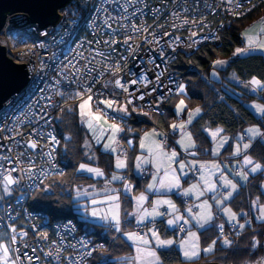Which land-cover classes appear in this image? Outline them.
Returning <instances> with one entry per match:
<instances>
[{"label": "built area", "instance_id": "2783aa9c", "mask_svg": "<svg viewBox=\"0 0 264 264\" xmlns=\"http://www.w3.org/2000/svg\"><path fill=\"white\" fill-rule=\"evenodd\" d=\"M252 2L258 6L264 4V0ZM228 7L227 0H71L60 11L61 19L55 25L42 29L36 23L27 22L21 26L14 23L3 31L2 38L10 40L9 55L17 62L26 63L30 78L28 84L0 108V230L5 229L10 236L12 228L8 226L11 224L17 227V234L20 231L28 233L27 236L17 235L14 244L20 249L21 257L27 253L32 257L31 264H34L41 254L40 247L46 250L54 241L50 252H47L52 253L49 257L53 264L54 260H58V264H86L93 250L86 237L79 239V230L74 222H58L50 226L43 212L28 206L32 191L49 175L61 171L57 144L52 143L51 137L58 140L54 117L66 101L72 99V93L83 91L82 86L85 83L91 85L95 79L97 83L93 92L102 95H94L93 99L115 98L124 103L128 93L116 89L113 96L111 85L108 89L103 87L105 81L114 79L112 69L119 62L121 67L116 78L127 85L128 92L137 94L139 89L149 93L143 101L133 100L132 106L137 113L131 114L136 120H142L137 115L139 110L163 113L164 104L176 93L177 84L183 81L180 71L172 66L173 61L180 53L192 55L200 44L220 46L221 40H203L202 37L210 36L214 31L221 35L238 17L230 15ZM192 33L197 35L192 36ZM126 39L127 44L124 43ZM109 40L117 43L109 47L104 43ZM133 79H137V84L130 83ZM241 82L246 91L255 92L264 101V90H254L246 81ZM153 88L156 91H152ZM61 92L63 96L58 94ZM87 95L85 93L84 98ZM161 96L167 99L158 103ZM101 105L99 108L102 109ZM107 116L122 123L123 127L125 124L130 126L133 133L128 137L138 133L132 119L125 122L114 118L112 110H107ZM154 127L158 132L171 133ZM118 140L119 147L128 153V158L130 151L123 135ZM33 141L36 148L30 147L29 142ZM9 171L17 181L10 185V190H19L21 196L6 204L2 181ZM142 172L147 174L146 169ZM197 175L198 171L193 170V178ZM110 186L113 187L112 184ZM182 200L190 201L189 198ZM166 209L159 210L166 212ZM55 226L56 236L53 234L48 235V239H41L45 230ZM138 229L144 232L145 227L142 225ZM233 230L231 227L230 231H224V235H230ZM178 233L186 234L179 230ZM24 264H29L26 257Z\"/></svg>", "mask_w": 264, "mask_h": 264}, {"label": "snow or ice", "instance_id": "6c2138e0", "mask_svg": "<svg viewBox=\"0 0 264 264\" xmlns=\"http://www.w3.org/2000/svg\"><path fill=\"white\" fill-rule=\"evenodd\" d=\"M245 4H247V7H245ZM227 5L229 6L227 12L232 16L238 17H244L245 13H251L258 7V5L254 4L252 0H227ZM261 34H264V17L258 22H254L241 33L247 41V46L244 48H236L233 56L243 55L254 50L264 51V39L260 38ZM191 35L196 36L197 33H192ZM209 38L214 40L223 39L222 36L215 31L210 33V36L202 37L203 40H208ZM104 43L111 47L112 44H116L117 42L115 40H109ZM124 43L127 44L128 40L126 39ZM193 43H199V41H193ZM128 50L130 52L133 51L130 47ZM161 55H163V53H161ZM109 59H111V57H109ZM230 63V59H217L213 62V67L223 69L226 66H230ZM120 67L121 66L118 62L115 68L112 69L114 79L105 81L103 87L108 89L109 85H111L113 96H115L116 89L128 93V96L125 97L124 103H119L118 99L115 98L98 100L97 108L99 109V106L102 104L105 111L103 114H100L99 111L93 112L90 101L93 100L94 95L97 97L102 95V93L93 92V88L97 83L95 79H93L91 85L85 83L82 86L83 91L72 93V98L80 100L78 105L79 116L81 122L86 123L88 130L92 132V139L99 144L104 140V133H108L107 142L103 143L104 152L109 155L119 152L120 154L116 155L115 167L116 169L127 170L128 153L119 147L120 141L117 137L123 135L129 149L134 150L133 140L128 138V136L133 133V129L126 124L122 127L119 123H109L106 119L107 110H112V112L115 113L114 118L126 122V120L130 118L131 113L137 110L132 106L133 100L139 99L140 101H143L145 95H149V93L141 92L139 89H137V94L129 93L127 85L122 83L120 78H116L118 77ZM101 75H103V73H101ZM212 75L216 76L217 73L213 71ZM231 78L239 80V77L234 73ZM144 79H146V77ZM159 79V76H157V81H159ZM137 82V79L130 81L132 85L137 84ZM57 83H59V81H57ZM245 83L251 85L254 90L257 88H264V81L257 79L255 76ZM152 91H156V89L153 88ZM168 91L171 92V89H168ZM176 92L179 96L183 97L186 94V86L182 83L177 84ZM85 93H88L86 99L84 98ZM58 94L61 96L64 95L63 92ZM129 97L132 98L130 99ZM166 99L167 97L161 96L157 102L160 103ZM149 107L152 106L149 105ZM253 107L255 111L260 114L261 119H264V104H255ZM185 110H187V119L180 120L179 123L174 122L170 124L169 127L171 133L158 132L155 127L152 128L151 131L144 132L143 136L139 138V147L140 149H147L148 157L142 155L136 156L135 169L137 172H142L144 165L148 163H151L155 168V171L152 173V182L147 184L145 191L152 192L155 190L156 195L160 196L167 195L175 189L176 194L182 198L187 199L190 195H194L198 200L205 197L206 193H211V200L213 203H210L209 200L205 198L199 204L195 205L199 211L194 212L193 207L189 206L186 209L188 215L185 216L173 200L156 199L152 201V208L149 211L147 208L142 207L149 197L141 192L139 196L133 197L136 202V207L132 212H126L122 218L119 189L113 188L110 185L114 181H121L124 191L131 192L133 190V185L128 182L124 176L117 175L113 172L110 179H105L104 188L97 193L89 192L87 189L82 190L78 185L74 186L76 196L80 199L91 198L94 195L103 196V199H90V204L86 202L82 207L85 212L90 211L92 217H98L100 220L105 221L108 230L122 233L133 242L135 254L125 258V264H164L165 257L161 255V252L158 251V249L165 252L170 251L172 246L177 243L179 245V250L186 261L199 258L201 252H213L221 237H223L222 243L224 245L231 246L233 242L224 235V224L216 223L217 216L216 211H214V205L216 210L223 211L228 218V222H235L233 224L234 227L238 225L240 229H243L248 223L247 219H245V223H240L238 219L239 213L234 212L231 207H225L224 205L226 202L233 199L234 194L238 192L240 185L236 182V177H238L240 181L248 182L250 174L264 173V163H261L251 155H248V151L254 147V142L264 144V129H261L258 125H251L245 130L247 138L244 135H238L234 146L229 143L230 138L223 135H220L219 143H217L218 134H222L225 131L223 128L218 127L214 131L211 129H204L205 131H209L213 138V147L211 148L213 156L218 155L219 148L224 147L225 144H229V147L233 149L231 152L233 157H238L241 154L243 155V161L239 166V170L233 171L232 178H229V176L225 174L224 166L222 164L195 159L198 155L197 149H199L200 146L196 143V140L193 138V133L192 131H189V128L193 126L194 120L200 115L202 109L199 106L195 109H188L185 100L181 98L175 104L174 115L179 117L185 112ZM64 111L72 113L73 106L69 105L66 108H61V112ZM142 114L145 116L149 115L148 112H142ZM161 115H164V113H161ZM101 121H103V124L100 123ZM177 131L180 134V139L178 141L173 139ZM156 137H161L162 139L157 140ZM51 139L53 144L60 143L55 136H52ZM65 139L69 140L71 137H65ZM245 139H247V142H245ZM170 141L171 143H169ZM29 143L31 148L37 147L36 142L33 141ZM173 145H179V147L183 149V153L177 152L176 147ZM91 147L92 145L90 141L85 139L84 148L87 150L85 151V155L88 156V159L95 160L94 154L88 155L89 151H91ZM169 147H171V151H167ZM65 148L67 149V144H65ZM181 155H184L185 159H181ZM49 156H51V153H49ZM121 156H123L124 159H122ZM187 156H191L193 159L186 163ZM173 164H176L177 167H173ZM197 164H199V168H197ZM161 168L164 169L163 176H160ZM193 170L199 172L200 183L191 184L188 188H183L181 177H187L188 172ZM76 171H86L97 177L104 176V171L101 168L92 167L86 163H79ZM216 173L220 174L219 182L212 179ZM58 175L64 177L65 173L63 171H58ZM2 182L3 189L6 193L10 191V185L17 183L16 179L11 175V171L3 176ZM61 182L71 183L70 180H62ZM48 187L50 188L51 185L49 184ZM94 187L95 185H88V188ZM160 189H166L167 192L162 194ZM102 205H106V208L103 210L101 209ZM162 205H167L166 212H161L159 210ZM129 216L135 218L137 227L144 225V221L147 220L148 217H151V220H148V223H150L152 227L148 228L143 235L139 232L126 231L122 224ZM165 216L168 217L165 225V234L168 228H171L173 232L178 229L180 233H186V235L178 242L172 238H163L160 231L157 229V224H162L164 221L163 219L157 221L156 218ZM257 219L264 220V206L260 207V216H258ZM69 223L71 222L69 221ZM128 223H131V221L129 220ZM8 227L12 228V234L9 236L8 242H4L3 238H0V264H24V257H26L29 264H31V256L24 253V256L21 257L20 249L16 248L15 251H13L12 248V245L17 242V235L27 236L28 233L26 231H20L17 234L13 225L10 224ZM33 227L35 228L37 226L33 225ZM144 227H147V225H144ZM211 228H218L219 235L217 236V239L211 240L206 247L201 248V230L207 232ZM193 229H196V231H193ZM149 233L151 234V239H149ZM5 235H7V233H5ZM41 239H48V233L44 232ZM257 245L264 247V245H261V242L253 236L250 246L256 247ZM26 246L27 245H25V247ZM97 248L102 249L103 245H98ZM97 248H93V251H96ZM33 251H35V249H33ZM48 255H52V253H48ZM262 264H264V258H262Z\"/></svg>", "mask_w": 264, "mask_h": 264}, {"label": "trees", "instance_id": "16d2710c", "mask_svg": "<svg viewBox=\"0 0 264 264\" xmlns=\"http://www.w3.org/2000/svg\"><path fill=\"white\" fill-rule=\"evenodd\" d=\"M262 17H264V4L258 6L251 13H247L244 17L235 18L221 33L223 39L220 46L209 43L200 44L192 55L187 56L182 53L178 56L172 66L180 71L183 77L182 84L186 86V94L181 97L176 92L164 104V115H161V112H148V116L143 115L142 120L138 121L131 114L129 119H132L133 127L141 133L135 138H130L134 145V150L131 149L130 162L138 152V140L143 132L150 130L152 126L171 131L169 125L179 118L174 115V107L181 98L185 100L188 109H195L197 106L202 109L200 115L193 122V126L189 128L196 143L200 146L197 149V157L200 159L204 160L212 155L213 141L209 131L204 129L223 128L225 130L223 134L230 137V144L232 145L236 141V137L243 135L250 125L259 124L264 128V119L258 117L247 105L254 96L247 94L228 77L234 73L239 78L251 79L255 76L264 81L263 54L233 56L235 49L243 45L241 33L252 22ZM217 59L231 60L230 66L220 70L222 77L220 80L210 77L211 71L214 69L213 62ZM79 101L69 98L62 108L71 105L73 112H61L60 109L54 117L56 133L60 141L56 147L57 159L65 176L60 177L58 173H55L44 179L40 186L32 191L28 206L32 210L43 212L48 217L50 226H53L55 222L72 221L78 227L79 233L95 244L94 248L103 245L102 249L92 250L87 264H125V258L134 255L132 245L123 235H117V232L108 230L106 222L97 223L94 218L83 212L82 209L84 208L79 204L90 198H77L74 191V186L78 185L82 190L85 187L84 189L89 192H100L105 179H110L112 173H117L118 170L115 167L116 155L105 153L101 144H97L92 139L90 133L81 123L78 111ZM186 113L187 110H185ZM120 124L123 127L122 123ZM69 136L71 139L66 140L65 137ZM85 139H88L92 145L88 155L94 154L95 160H90L85 155V151H87L84 148ZM65 144H67V149ZM250 154L254 159L264 163V144L256 142L250 150ZM79 163H87L101 168L104 171V176L96 178L88 172H77L76 168H78ZM129 168L132 173L130 181L136 183L134 192L145 190L148 178L140 179L133 174L130 165ZM123 172L124 175L128 173L127 170ZM62 180H70L71 183H62ZM263 182L264 173L252 174L248 182L241 185L238 192L234 194V198L228 202L237 212L244 211L246 213V215L241 216L242 221L249 220L245 228L240 229L235 236L229 237L233 242L232 245H224L222 243L223 237H221L215 250L203 254L195 260L196 262L215 261L223 264H251L264 256V247L260 245L250 246L253 236L261 242V245H264V221L256 220L255 203H253L264 204ZM113 183L116 187L122 184V182L116 181ZM49 184L51 185L50 188L48 187ZM88 185H95V187L88 188ZM2 195L3 201L7 204L16 198L18 199L17 196H21V193L17 189H12L7 193L2 189ZM178 201L181 204L179 198ZM121 206L123 218L126 212L130 213L134 208L133 197L124 194ZM129 220L131 223H128ZM123 228L125 230L134 228L130 216L124 220ZM160 230L163 233V226ZM201 232L202 247H206L211 240L217 239L219 235L218 228H211L207 232L201 230ZM159 251L165 257L164 264L186 262L176 247H172L170 251L166 252Z\"/></svg>", "mask_w": 264, "mask_h": 264}, {"label": "rangeland", "instance_id": "374dc122", "mask_svg": "<svg viewBox=\"0 0 264 264\" xmlns=\"http://www.w3.org/2000/svg\"><path fill=\"white\" fill-rule=\"evenodd\" d=\"M261 19V18H260ZM260 19H257V20H255L254 22H258ZM254 22H252L251 23V25L254 23ZM250 25V26H251ZM260 38L261 39H264V34H261L260 35ZM242 39H243V45L242 46H238L237 48H244V47H246L247 46V41L245 40V38H244V36H242ZM257 53H260V54H263L264 55V51H261V50H254V51H250V52H248V53H245V54H243L242 56H247V55H250V54H257ZM213 71H215L216 73H217V75L216 76H213L212 75V73H213ZM210 77L212 78V79H215V80H220L222 77H221V72H220V68L219 67H216V68H214L212 71H211V74H210ZM229 79L231 80V81H233V82H235V84H237V82H238V80H236V79H232L231 77H232V74H230L229 76ZM183 82V81H182ZM245 92H246V90H245ZM248 93H250V92H248ZM173 97V96H172ZM87 97H85V99H86ZM261 98H253L251 101H249L248 102V107L258 116V117H261L260 116V114L259 113H257L256 111H255V109H254V105L255 104H264V101H262V100H260ZM79 103H80V101H79ZM79 103H78V105H79ZM90 105H91V107H92V111L93 112H97V111H99L100 112V114H103L104 113V106L103 105H101V107H102V109L101 108H97V101L95 100V99H93L92 101H90ZM78 111H79V107H78ZM143 112V111H142ZM134 113H137L136 111H134ZM183 114H185V112H183L180 116H179V118H178V120L175 122V123H179L180 122V120H186L187 119V113L185 114V115H183ZM137 115H140V114H137ZM106 119L108 120V122L109 123H113V122H115V121H113V120H111L108 116H106ZM80 121H81V119H80ZM195 121V120H194ZM82 123V122H81ZM101 124H103V121H101L100 122ZM115 123H119L120 124V122H115ZM84 126H85V128L87 129V131L90 133V135L92 136V132L91 131H89L88 130V128H87V124L86 123H82ZM254 125H258L259 127H261V125H259V124H254ZM251 126V125H250ZM249 126V127H250ZM105 127H106V125H105ZM249 127H247V129L249 128ZM218 128V127H217ZM217 128H214V129H211V130H215V129H217ZM221 128V127H220ZM261 129H264L263 127H261ZM148 131V130H147ZM151 131V130H150ZM190 131V130H189ZM146 132V131H145ZM178 132V131H177ZM143 134H144V132L140 135V137L141 136H143ZM209 134H210V137H211V139H212V141H213V138H212V136H211V133L209 132ZM220 135H223V136H225V137H229V136H227V135H224L223 133L222 134H218V136H217V143H219V137H220ZM107 136H108V133H104V140H102L101 141V143H99V144H101V146H102V149H103V143H105V142H107ZM139 137V138H140ZM156 138H158V137H156ZM230 138V137H229ZM117 139H118V137H117ZM173 139H175V140H179L180 139V134H179V132H178V134L177 135H175V137L173 138ZM95 141V140H94ZM230 141H231V139H230ZM230 141H229V143H230ZM245 142H247V139H245ZM235 143H236V141L232 144L233 146L235 145ZM255 143L256 142H254V145H255ZM176 150H177V152H179V153H183V150L180 148V147H178V145H176ZM232 148H230L229 147V144H225L224 145V147H222V148H219V152H218V155H216V156H213V154L209 157V158H207V159H200L199 157H195V159H197V160H199V161H208V162H217V163H220V164H222L223 166H224V172H225V174L226 175H228L229 176V178H232V172L233 171H237V170H239V166H240V164L242 163V161H243V155L241 154L240 156H238V157H233L232 155H231V152H232ZM251 150V149H250ZM250 150L248 151V155H251L250 154ZM167 151H171V147H169L168 149H167ZM115 155H118V154H120V153H114ZM144 156V157H148V151H147V149L145 148V149H140V147H139V140H138V152L136 153V155L134 156V158H133V160L131 161V162H129V164H127V166L128 165H130V167L133 169V171H134V173L136 174V175H139V173L140 172H137L136 171V169H135V158H136V156ZM122 158V157H121ZM181 159H185V156L184 155H181V157H180ZM123 159V158H122ZM193 159V157H191V156H188L187 158H186V163L188 162V161H191ZM87 164V163H86ZM90 165V164H89ZM90 166H92V165H90ZM92 167H96V166H92ZM144 167H147L148 169H150V171H151V175H150V177L148 178V182H147V184H149V183H151L152 182V173L155 171V168L153 167V165L151 164V163H148V164H146V165H144ZM173 167H177V165L176 164H173ZM197 168H199V164H197ZM124 169H118L117 170V175H122V176H124ZM177 171H178V174H179V170H178V168H177ZM83 172H86V171H83ZM90 174V173H89ZM253 174H256V173H253ZM91 175H93V176H95L94 174H91ZM164 175V169L163 168H161L160 169V176H163ZM190 175H191V171H189L188 172V175H187V177H184V176H182L181 177V184H182V187L183 188H188L189 187V185H191V184H196V183H200V180H199V175H198V178L196 179V180H191L190 179ZM219 173H216V175L215 176H213L212 177V179L213 180H216L217 182H219ZM252 174H250V176H251ZM250 176H249V178H250ZM96 178H98L97 176H95ZM235 180H236V182L240 185V187H241V185H244V184H246L247 182H244V181H240L239 180V178L238 177H236L235 178ZM116 182H121V181H116ZM158 182V181H157ZM132 185H133V190L131 191V192H125L124 191V189H123V191H122V189H120L119 190V195H120V204L122 205V198H123V195L124 194H128V195H131L132 197H137V196H139L140 195V193L141 192H143L145 195H147L148 197H149V199L147 200V201H145L144 202V204H143V208H147L149 211L151 210V208H152V201H154V200H156V199H171V200H173L175 203H176V205L181 209V212L185 215V216H187L188 215V213H187V211H186V209H187V207H189V206H192L193 207V211L194 212H196V211H199V209L198 208H196L195 207V205H197V204H199L203 199H205V198H207L208 200H209V202L210 203H213L212 202V200H211V193H206V195H205V197H202L201 199H197L194 195H190L189 197L191 198V201H189V202H182L181 204L179 203V201H178V195L176 194V190L175 189H173L170 193H168L167 195H160V196H158V195H156V193H155V190H153L152 192H148V191H145V190H142V191H140V192H134V188H135V182H130ZM147 186V185H146ZM239 187V188H240ZM85 187H83V189H84ZM262 188H263V191H264V182H263V184H262ZM116 189H119V187L118 188H116ZM239 190V189H238ZM124 192V193H123ZM160 192L163 194V193H165V192H167V190L166 189H160ZM93 193H96L95 191L93 192ZM78 198V197H77ZM92 198H94V199H103V196L102 195H95V196H93V197H91L90 199H92ZM90 199H86V200H84V201H82L79 205L82 207V205L83 204H85L86 202L87 203H89L90 204ZM133 202H134V208L136 207V202H135V200L133 199ZM229 202V201H228ZM228 202H226V204L224 205L225 207H231L232 208V206L230 205V204H228ZM255 216H256V220H258V221H264V220H260V219H257V217L258 216H260V207L261 206H264V204H261V203H258V202H255ZM122 207V206H121ZM161 207H167V205H162ZM104 208H106V205H102L101 206V209L103 210ZM133 208V209H134ZM232 210L234 211V212H237L234 208H232ZM82 211L83 212H85V210L84 209H82ZM133 211V210H132ZM214 211H216V216H217V219H216V223L217 224H220V223H223L224 225L225 224H228V223H235V222H228V218H227V216L223 213V211L222 210H216L215 209V205H214ZM85 213H87V215L88 216H90V217H92L91 216V214H90V211L89 212H85ZM237 213H239V217H238V219H239V222L240 223H245V220H243L242 221V219H241V216H243V215H246V213L244 212V211H242V212H237ZM122 216V215H121ZM221 216H222V218H221ZM92 218H94L95 219V221L97 222V223H105V221H102V220H100L98 217H92ZM167 216H165V217H157L156 219H157V221H160V220H162L163 219V221H164V223H163V225L162 224H157V229L160 231V233H161V235H162V237L163 238H172V239H175L177 242L180 240L178 237H176L175 236V234H173V231L171 230V228H168L167 229V232H166V234H165V225H166V222H167ZM130 219L132 220V222H133V224L135 225L136 224V220H135V218L134 217H131L130 216ZM148 220H151V217H148V219L147 220H145L144 221V225H147V227H145V229H144V231L146 232L147 231V229L148 228H151L152 227V225L150 224V223H147L148 222ZM248 222H249V220H248ZM58 223V222H57ZM55 224H56V222H55ZM143 225V226H144ZM247 225V224H246ZM14 226V225H13ZM122 226H123V224H122ZM161 226H163V228H164V230H163V233L161 232V230H160V228H161ZM15 227V226H14ZM15 228H17V227H15ZM47 229V228H46ZM126 231H132V232H136L135 230H134V228H131V229H127ZM193 231H196V229H193ZM45 232H48V235H52L53 236V234L56 236L57 235V229H56V226L54 227V228H51V230H45ZM5 233H7V236L5 235ZM8 233L9 232H7L5 229L4 230H0V238H3V241L4 242H8V239H9V235H8ZM12 233V232H11ZM120 233L119 232H117V235H119ZM124 236V235H123ZM125 237V239L132 245V247H133V250H134V254H135V247H134V245H133V242L131 241V240H129L126 236H124ZM149 239H151V234L149 233ZM56 241V240H55ZM52 244L54 243V241L53 242H51ZM201 243V242H200ZM52 244H50L49 246H48V249H46L45 250V248L44 247H40V251L41 252H43V253H45V252H50V250H51V245ZM153 245H154V241H153ZM46 247V246H45ZM172 247H176V248H178L179 249V245H178V243L177 244H174ZM12 248H13V251H15V249L17 248V247H14V245H12ZM201 248H204V247H202L201 246ZM44 249V250H43ZM158 251H159V249H158ZM180 251V250H179ZM181 253V252H180ZM203 254H208V253H203V252H201V256L203 255ZM181 255H182V253H181ZM200 256V257H201ZM182 257H183V255H182ZM199 257V258H200ZM184 258V257H183ZM199 258H196V259H199ZM196 259H193V260H196ZM185 260V259H184ZM193 260H191V261H193ZM54 264H58L59 263V261L58 260H54ZM53 264V263H52Z\"/></svg>", "mask_w": 264, "mask_h": 264}, {"label": "water", "instance_id": "95a60500", "mask_svg": "<svg viewBox=\"0 0 264 264\" xmlns=\"http://www.w3.org/2000/svg\"><path fill=\"white\" fill-rule=\"evenodd\" d=\"M71 0H0V32L9 16L14 25L36 23L42 29L57 24L61 10ZM26 63L16 62L8 53L7 46L0 41V108L14 94L20 92L29 82ZM255 262L254 264H256ZM180 264H223L215 261L183 262Z\"/></svg>", "mask_w": 264, "mask_h": 264}, {"label": "bare ground", "instance_id": "6f19581e", "mask_svg": "<svg viewBox=\"0 0 264 264\" xmlns=\"http://www.w3.org/2000/svg\"><path fill=\"white\" fill-rule=\"evenodd\" d=\"M10 17L11 16H9L8 17V19H7V22H6V25H5V27H4V29L0 32V41L2 42V44H4V45H6L7 46V49L10 47V45L8 44L9 42H10V40H4L2 37H3V35H2V33H3V31L5 30V29H7V28H9L10 26H12L14 23H16L14 20H11L10 21ZM238 18V17H237ZM235 19V18H234ZM233 19V20H234ZM232 20V21H233ZM231 21V22H232ZM10 39H11V37H9ZM11 42H13V40H11ZM206 44V43H205ZM208 44V43H207ZM9 45V46H8ZM180 54H182V53H180ZM179 54V55H180ZM184 54V53H183ZM186 55V54H185ZM188 56V55H187ZM190 56V55H189ZM175 61V60H174ZM173 61V62H174ZM17 62V61H16ZM142 111L143 112H157L156 110H154V111H147V110H139V114H140V116L142 117L143 116V114H142ZM69 221V220H68ZM63 222H66V221H63ZM62 221H60V223H63ZM57 223V222H56ZM55 224V223H54ZM78 234H79V239L80 240H82L83 238H85V236L84 235H82V234H80L79 232H78ZM79 242V241H78ZM90 246H91V250L95 247V244L94 243H91L90 242ZM39 254H40V252H39ZM262 258H264V257H262ZM262 258H260L258 261H257V263L256 264H262ZM87 260H88V258H87ZM87 260H86V264H87ZM37 262H38V264H52V261H51V259H50V257H49V255H48V253L47 252H45V253H43V252H41V254L39 255V259L34 263V264H37Z\"/></svg>", "mask_w": 264, "mask_h": 264}]
</instances>
